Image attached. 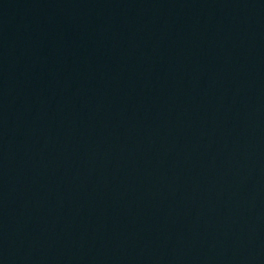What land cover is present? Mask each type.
Returning <instances> with one entry per match:
<instances>
[{
  "label": "water",
  "instance_id": "obj_1",
  "mask_svg": "<svg viewBox=\"0 0 264 264\" xmlns=\"http://www.w3.org/2000/svg\"><path fill=\"white\" fill-rule=\"evenodd\" d=\"M204 264H264V0H219Z\"/></svg>",
  "mask_w": 264,
  "mask_h": 264
}]
</instances>
